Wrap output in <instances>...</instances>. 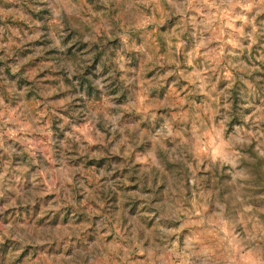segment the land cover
<instances>
[{
	"label": "rangeland",
	"instance_id": "obj_1",
	"mask_svg": "<svg viewBox=\"0 0 264 264\" xmlns=\"http://www.w3.org/2000/svg\"><path fill=\"white\" fill-rule=\"evenodd\" d=\"M0 264H264V0H0Z\"/></svg>",
	"mask_w": 264,
	"mask_h": 264
}]
</instances>
